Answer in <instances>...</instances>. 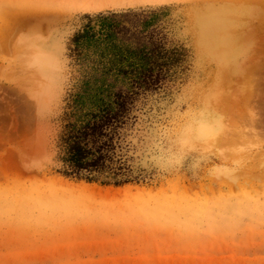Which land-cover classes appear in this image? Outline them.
Here are the masks:
<instances>
[{
    "label": "rangeland",
    "instance_id": "1",
    "mask_svg": "<svg viewBox=\"0 0 264 264\" xmlns=\"http://www.w3.org/2000/svg\"><path fill=\"white\" fill-rule=\"evenodd\" d=\"M150 7L189 61L131 130L149 177L66 178L87 73L71 38L87 14ZM0 264H264V0H0Z\"/></svg>",
    "mask_w": 264,
    "mask_h": 264
},
{
    "label": "trees",
    "instance_id": "2",
    "mask_svg": "<svg viewBox=\"0 0 264 264\" xmlns=\"http://www.w3.org/2000/svg\"><path fill=\"white\" fill-rule=\"evenodd\" d=\"M162 10L87 14L72 36L71 49L87 73L72 94L79 107L67 114L59 137L58 172L64 177L106 186L149 177L130 152L131 130L143 99L184 74L189 61L186 48L171 44L161 26Z\"/></svg>",
    "mask_w": 264,
    "mask_h": 264
}]
</instances>
